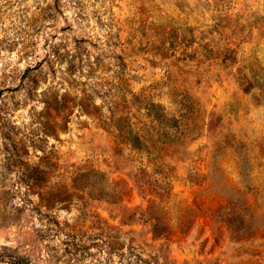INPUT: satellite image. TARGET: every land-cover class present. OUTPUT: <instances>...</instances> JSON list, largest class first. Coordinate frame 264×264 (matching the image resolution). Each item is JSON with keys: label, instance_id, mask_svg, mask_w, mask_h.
<instances>
[{"label": "rangeland", "instance_id": "1", "mask_svg": "<svg viewBox=\"0 0 264 264\" xmlns=\"http://www.w3.org/2000/svg\"><path fill=\"white\" fill-rule=\"evenodd\" d=\"M101 226L264 264V0H0V264H97Z\"/></svg>", "mask_w": 264, "mask_h": 264}, {"label": "trees", "instance_id": "2", "mask_svg": "<svg viewBox=\"0 0 264 264\" xmlns=\"http://www.w3.org/2000/svg\"><path fill=\"white\" fill-rule=\"evenodd\" d=\"M123 139V138H122ZM68 227H62V232L66 237L69 236ZM104 226L100 227L102 231L101 236V250L100 257L96 258L97 264H161L158 262H152L145 257L141 248L132 242L120 240V236L116 233L108 234L104 231ZM66 229V230H65ZM85 246L80 242V250L83 252L80 254V261L83 257V253H86ZM47 255L51 254L47 252Z\"/></svg>", "mask_w": 264, "mask_h": 264}]
</instances>
